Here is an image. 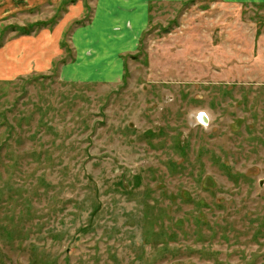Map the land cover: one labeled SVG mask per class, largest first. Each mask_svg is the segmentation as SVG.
Returning a JSON list of instances; mask_svg holds the SVG:
<instances>
[{
  "label": "rangeland",
  "instance_id": "obj_1",
  "mask_svg": "<svg viewBox=\"0 0 264 264\" xmlns=\"http://www.w3.org/2000/svg\"><path fill=\"white\" fill-rule=\"evenodd\" d=\"M60 3L0 0V264H264V5Z\"/></svg>",
  "mask_w": 264,
  "mask_h": 264
},
{
  "label": "crops",
  "instance_id": "obj_2",
  "mask_svg": "<svg viewBox=\"0 0 264 264\" xmlns=\"http://www.w3.org/2000/svg\"><path fill=\"white\" fill-rule=\"evenodd\" d=\"M13 2H17V0H12ZM62 1L63 2H65L66 0H61V3L59 4V6H58V8L60 9L61 8V6L63 5V3H62ZM237 2H240V3H242V4H251V6H254V7H256L257 6V4L258 5H264V0H236ZM110 4H112V3H110ZM107 3H105L104 4V10H107ZM73 12H74V10H73ZM75 13V12H74ZM104 16H105V13H104ZM101 18H102V16H101ZM100 28H102L101 26H100ZM99 27H97L96 28V30H94V31H97V32H95V33H98V30L100 29ZM97 35V34H96ZM98 36H100V37H102V38H104L105 40H106V38L104 37L105 35H103V34H101V31H99V33H98V35L97 36H95V37H98ZM101 38V39H102ZM31 39H33V40H36L37 38H34V37H31ZM99 39V38H98ZM104 39H102L101 41H103ZM24 39H22V40H20V41H18V43L19 44H17L16 46H14L13 48H12V50H10L12 53H15L17 50H20V49H22L21 51H24V50H26V51H28L29 49H33V47L34 46H31V44H29V42H21V41H23ZM63 41L64 40H61V39H59V36H58V38H57V40H53V38L51 37V38H46L45 39V43L43 44V43H41V45L39 46V48H40V50H43V49H49V47L50 46H53V44H55V46H56V48H58V50L61 48L62 49V47H66V44L65 43H63ZM104 46H106V44L104 45ZM24 49V50H23ZM24 54V53H23ZM34 57H31V59H33ZM10 61V63H12L14 66H16L15 67V69H13V74L14 73H16V72H19V71H22L23 69H25V71H29V69H33V68H31V66L32 65H35V66H39V64L37 63V62H31L28 66H27V64L26 65H24V62L23 61H21L20 59H15V58H13V59H10L9 60ZM76 66V65H75ZM22 67H24L23 69H22ZM83 69H81V68H78V67H76V68H70L69 69V71L68 70H66V72H70V77H68V78H76V77H79V76H82L81 75V71H82ZM91 71H93V68L91 69ZM66 77V76H65Z\"/></svg>",
  "mask_w": 264,
  "mask_h": 264
},
{
  "label": "trees",
  "instance_id": "obj_3",
  "mask_svg": "<svg viewBox=\"0 0 264 264\" xmlns=\"http://www.w3.org/2000/svg\"><path fill=\"white\" fill-rule=\"evenodd\" d=\"M66 1H67V0H66ZM66 1H65V2H66ZM82 231H83V232H86L87 230H86V229H84V228H82Z\"/></svg>",
  "mask_w": 264,
  "mask_h": 264
},
{
  "label": "bare ground",
  "instance_id": "obj_4",
  "mask_svg": "<svg viewBox=\"0 0 264 264\" xmlns=\"http://www.w3.org/2000/svg\"><path fill=\"white\" fill-rule=\"evenodd\" d=\"M101 43V42H100Z\"/></svg>",
  "mask_w": 264,
  "mask_h": 264
}]
</instances>
